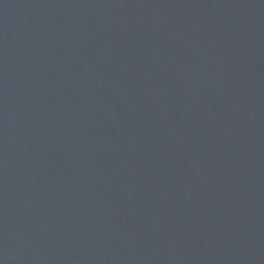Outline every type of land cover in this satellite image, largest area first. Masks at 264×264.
Returning <instances> with one entry per match:
<instances>
[{
  "label": "water",
  "instance_id": "water-1",
  "mask_svg": "<svg viewBox=\"0 0 264 264\" xmlns=\"http://www.w3.org/2000/svg\"><path fill=\"white\" fill-rule=\"evenodd\" d=\"M0 264H264V0H0Z\"/></svg>",
  "mask_w": 264,
  "mask_h": 264
}]
</instances>
